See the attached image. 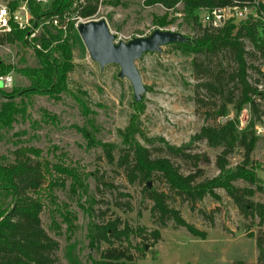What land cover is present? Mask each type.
I'll return each instance as SVG.
<instances>
[{
    "label": "rangeland",
    "instance_id": "rangeland-1",
    "mask_svg": "<svg viewBox=\"0 0 264 264\" xmlns=\"http://www.w3.org/2000/svg\"><path fill=\"white\" fill-rule=\"evenodd\" d=\"M164 13L167 23L154 22V16L158 18ZM194 13L196 20L183 12L180 3L165 8L158 3L145 4L144 0H118L116 3L102 0L95 15L103 18L116 38L122 40L147 35L155 28L172 29L189 36L199 32L198 23L219 25L216 20L212 22L208 8H197ZM245 47L251 50L246 40ZM191 59L192 55L173 43L163 44L158 51L144 52L135 59L145 87L140 107L136 109L131 84L126 77L117 75L118 65L107 63L100 67L88 56L74 29V65L67 73L66 89L58 98L46 93L15 97L24 110L15 115L11 126L0 130V162L11 161L17 147L29 146L39 150V155L25 151L30 157L59 164L79 175V185L71 184L70 178L65 177L48 189L45 174L44 183L29 190L31 195L41 197L40 223L57 242L53 256L60 264H101L103 261L107 264H121V261L122 264H235L238 259L255 264L254 236L258 232L264 236V223L250 211L239 209L221 187L213 188L214 196L204 194L190 202L169 190L157 172L140 180L130 171L129 156L126 163H119L125 141L123 131L132 115V139L148 147L150 159L161 156L180 173L195 172V181L217 173L215 156L220 147L209 146L203 139H191L201 124L212 122L204 117L192 98L196 77ZM247 59L253 64L264 65L257 54H247ZM37 63L31 42L3 41L0 43V64L9 66L3 71L11 75L12 82L8 87L1 86L0 82V87L8 91L28 86L31 79L17 68ZM74 93L82 96L88 107L86 114L74 99ZM232 115L229 110L226 116ZM237 118L239 127L245 124V107L240 109ZM261 122H264V114L255 125ZM78 127L85 128L93 140L86 139ZM166 145H188L184 150L188 156L173 154ZM263 149L264 134H256L249 163H261L256 168L261 179ZM241 159L242 148L235 147L226 156L227 166L233 167ZM51 173L57 180L63 177L53 170ZM145 184L163 190L168 205L177 208L183 219L203 230L205 236L193 235L171 220L163 226L153 222L152 201L144 189ZM233 184L251 187L253 192L246 198L264 204V191L254 184L242 179H235ZM105 223L110 227L108 232ZM125 224L132 228L143 226L145 230L140 231V235L126 233L122 228ZM152 228L160 233V239L154 243L144 238ZM142 245L143 253L138 258ZM112 248L115 250L111 253L122 251L132 255V260L105 257L106 250Z\"/></svg>",
    "mask_w": 264,
    "mask_h": 264
},
{
    "label": "trees",
    "instance_id": "trees-1",
    "mask_svg": "<svg viewBox=\"0 0 264 264\" xmlns=\"http://www.w3.org/2000/svg\"><path fill=\"white\" fill-rule=\"evenodd\" d=\"M112 1L116 3L118 0ZM71 2L72 0H50L45 7L32 2H29V6L33 16L43 21L52 14L61 19L64 12L75 9H71ZM144 2L158 3L165 8L180 3L183 12L196 20L194 10L197 8L241 6L251 3L252 0H144ZM96 4L97 0H85L84 4L77 8V14L80 16L92 14ZM256 10L264 16V2H258ZM153 20L157 24L168 22L165 13L158 18L154 16ZM198 27L199 32L196 35L183 36V40L172 43L192 55L191 66L196 77L192 85V98L204 117L212 122L201 124L192 134L191 139H203L209 146L220 147L215 156L217 173L195 181L194 177L197 174L195 172L180 173L161 156L150 159L148 147L132 139L134 131L132 115L123 131L125 141L122 153L119 155V163H126L129 156L130 171L140 180L150 178L154 172H157L169 190L190 202L200 199L204 194L214 196L213 188L221 187L239 209L250 211L264 223V204L246 198L253 192L252 188L233 184L235 179H242L264 191V180L256 173V168L261 163L257 162L255 165L249 163L250 152L256 142L254 125L261 121L264 114V65L253 64L247 59V54H257L263 59L264 64V29L259 20L250 17L236 23L224 21L219 25H212L209 22L201 26L198 23ZM39 28V32L32 38L40 45V49L32 46L38 63L17 68L21 74L31 79L30 84L26 87H13L8 91L0 87V130L11 126L17 113H23L24 108L14 100L16 96L46 93L58 98V94L66 89L67 73L74 65L72 20L68 22V32L64 36L60 29L51 24L42 23ZM24 33L25 30L16 28L8 33H0V43L7 41L25 44ZM245 40L251 45L250 51L245 47ZM8 68V65L0 64V73H6L3 70ZM252 73L255 76H251ZM72 95L81 111L86 114L88 107L82 96L77 93ZM132 98L134 107L138 109L140 99L135 100L133 96ZM242 107L246 109L247 119L245 124L239 127L237 115ZM229 110L233 112L231 117L226 116ZM78 130L86 139L91 140V135L85 128L78 127ZM102 146L106 147V145ZM187 146L166 145L165 148L173 154L188 156L184 151ZM235 147L242 148V159L233 167H229L226 156ZM25 151L39 155L37 148L17 147L13 151L14 156L11 161L0 162V264H60L53 256L57 242L45 232L40 223L39 212L43 206L41 197L38 194L31 195L29 190L44 183L45 174L47 175L45 186L48 189L62 182L65 177L70 178L71 184L79 185V175L59 164H48L46 161L32 158ZM261 156L264 163V149ZM51 170L63 174L62 179L57 180L52 177ZM144 189L147 190V196L152 201L150 215L153 222L163 226L167 220H171L193 235L205 236L203 230L186 222L177 208L168 205L167 194L163 190L153 186L148 187L146 184ZM105 226V231L108 232L110 228L108 223H105ZM113 228L116 229L115 226ZM122 228L126 229V233L135 232L138 235L141 234L140 231L145 230L143 226L132 228L127 224ZM114 234L117 232L115 231ZM144 238L156 242L160 239L159 230L150 229ZM254 243L257 250L255 264H264V236L262 237L259 232L255 234ZM111 250L115 249H107L104 256L114 259L123 257L126 260L133 258L132 255L124 254L122 251L111 253ZM138 250V258H140L143 245ZM107 263V261L101 262V264ZM235 264L246 263L238 259Z\"/></svg>",
    "mask_w": 264,
    "mask_h": 264
},
{
    "label": "water",
    "instance_id": "water-1",
    "mask_svg": "<svg viewBox=\"0 0 264 264\" xmlns=\"http://www.w3.org/2000/svg\"><path fill=\"white\" fill-rule=\"evenodd\" d=\"M75 30L88 56L100 67L107 63L118 65L117 75L128 79L135 100L140 99L145 89L135 59L144 52L158 51L163 44L183 40V35L178 31L155 28L147 35L115 41V34L103 18L80 21Z\"/></svg>",
    "mask_w": 264,
    "mask_h": 264
},
{
    "label": "built area",
    "instance_id": "built-area-1",
    "mask_svg": "<svg viewBox=\"0 0 264 264\" xmlns=\"http://www.w3.org/2000/svg\"><path fill=\"white\" fill-rule=\"evenodd\" d=\"M102 0H97L95 11L87 16H80L77 14V8L82 6L85 0H72L71 9L68 12H64L62 18L59 19L56 15H50L43 21H39L37 17H34L29 6V2L33 4L37 3L41 7H45L49 4L50 0H0V33H8L12 29L25 30L24 39L31 42L33 47L40 49L39 43L32 40L36 35V32L42 23L51 24L60 29L62 36L68 32V22L72 20L73 28L80 21L89 19H99L96 17V9L100 7ZM143 1V0H142ZM257 0H252L249 4L244 5H225L219 7H212L208 9V15L211 17L213 23L219 24L224 21H232L234 23L241 19L250 17L251 19H257L260 21L262 28L264 29V16L261 12L256 10ZM237 18L236 21H234ZM209 21V20H208ZM119 39L115 36V41ZM1 86H10L12 79L9 73H0ZM255 134H264V122L255 125ZM262 179L264 180V170L262 173Z\"/></svg>",
    "mask_w": 264,
    "mask_h": 264
}]
</instances>
